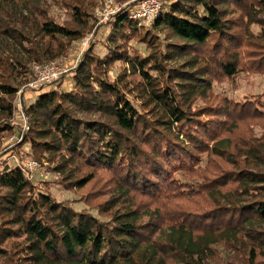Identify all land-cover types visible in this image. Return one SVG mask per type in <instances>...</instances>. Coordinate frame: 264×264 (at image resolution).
<instances>
[{
    "label": "trees",
    "instance_id": "trees-1",
    "mask_svg": "<svg viewBox=\"0 0 264 264\" xmlns=\"http://www.w3.org/2000/svg\"><path fill=\"white\" fill-rule=\"evenodd\" d=\"M12 1L28 2L0 0V33L27 41L34 59L0 54V134L13 128L16 93L32 79L29 65L42 62L33 40L3 17V4ZM65 4L73 22L44 17L37 26L45 38L74 41L91 26L81 1ZM260 13L264 0H165L137 33L138 21L124 8L111 19L104 54L93 42L82 51L69 89L22 101L29 130L17 145L53 163L46 168L65 187L90 190L81 197L86 207L75 210L46 182L35 187L19 166L0 169V264L261 262L264 97L237 102L212 89L213 81L241 72L264 76ZM158 29L174 42L153 43ZM130 39L144 43L147 55L128 52ZM116 61L125 66L111 78ZM255 121L260 137L250 129Z\"/></svg>",
    "mask_w": 264,
    "mask_h": 264
},
{
    "label": "rangeland",
    "instance_id": "rangeland-1",
    "mask_svg": "<svg viewBox=\"0 0 264 264\" xmlns=\"http://www.w3.org/2000/svg\"><path fill=\"white\" fill-rule=\"evenodd\" d=\"M81 1L82 5L92 13L93 18L90 19L91 26H88L83 32L81 38L74 41L67 40L64 38L49 39L45 38L39 32L38 24L42 21L44 17L52 19L57 23L69 24L72 23V17L66 2ZM130 0H116L117 5L121 7V10L127 8V3ZM64 2V3H63ZM3 17L7 19L12 27L21 30L28 39L33 40L35 48L42 52V62L41 63H55L57 66L61 67L65 72L63 75L47 85H42L41 90L30 91L25 89V84L21 85L18 90H22L21 93H16L14 102L16 104L15 113L13 119L10 120V124L13 125L11 130H4L0 134V169L3 167H13L19 166L23 171V163L28 159H33L27 154L29 147L27 143H24L21 147L17 145L21 142L22 138L29 130L28 117L22 108V101L30 102L34 97L39 95L41 91H48L52 89H69L72 84V75L74 68L79 64L81 59V53L93 42L94 52L96 54H104L105 46L103 43L108 44L105 41L108 33L111 31L112 17H108L105 21H100L101 11L104 7V0H28V2H16L12 1L9 4H3ZM120 10V11H121ZM44 12V15L42 13ZM258 17L264 19V13L258 14ZM143 24H137V33H143L147 28L140 27ZM82 30L81 28H78ZM254 32L258 31L257 26H252ZM127 31H131V28H126ZM153 43L159 45H164L165 43L174 42L173 38H169L165 30H154L153 31ZM89 36L88 44L82 48L81 40L82 38ZM24 44H19L15 39L8 37L4 33H0V54L4 56H9L13 59H18L21 61L33 60L34 53H31L28 48V42H23ZM127 51L131 52L133 48H136L143 56L147 55L148 50L144 43H138L134 39H130L126 44ZM27 49V50H26ZM56 50V51H55ZM56 53V54H55ZM55 55V57H54ZM179 62L178 59L169 61V65L174 66ZM35 62H31L30 69ZM125 65L120 61H116L110 67L108 72L109 77L114 78L118 73H121ZM154 75V74H153ZM213 94L218 97H227L230 100L243 102V100L248 96H256L261 99L264 97V76L260 73L254 71L241 72L236 77L228 79L224 78L222 80H217L212 82ZM126 96L133 101L135 105H138L136 100L132 98V94H126ZM217 100H215L216 102ZM201 104H203L201 102ZM22 112L26 116L27 120H24ZM76 116L85 119H95L97 114L95 113H83L78 112ZM2 118L0 117V125L2 124ZM252 134L257 137L262 135V125L261 122H253ZM23 135V136H22ZM37 163V167L32 171H23L27 178L37 187L41 189L43 183H47V187L51 195L57 201L68 200L69 204L75 210H81L86 207V204L82 200L83 197L89 190L90 186H86L81 189H74L70 187H65L63 184L59 183L60 177L51 170L53 163H46L33 159ZM104 177L101 176L100 179ZM99 179V177H98ZM99 179V181H101ZM94 213V211H92ZM257 228H263L264 224H256ZM221 254V253H220ZM261 262L258 264H264V258H260ZM259 261V259H258ZM212 264H218L213 261Z\"/></svg>",
    "mask_w": 264,
    "mask_h": 264
},
{
    "label": "built area",
    "instance_id": "built-area-1",
    "mask_svg": "<svg viewBox=\"0 0 264 264\" xmlns=\"http://www.w3.org/2000/svg\"><path fill=\"white\" fill-rule=\"evenodd\" d=\"M165 0H130L127 7L130 9L132 19L138 21V24L150 25L153 20L159 16ZM121 7L117 5L116 0H104V7L101 11L100 21H105L113 14L120 12ZM89 36L82 38L81 46L84 48L89 42ZM32 79L25 84V89L36 90L42 85L52 83L59 79L65 70L55 63H34L31 67ZM18 90L17 93H21ZM24 120L26 116L22 112ZM37 167L36 161L28 159L23 163V171H32Z\"/></svg>",
    "mask_w": 264,
    "mask_h": 264
}]
</instances>
